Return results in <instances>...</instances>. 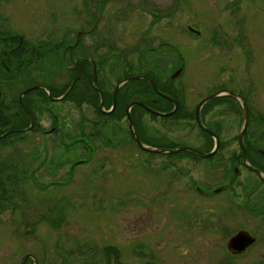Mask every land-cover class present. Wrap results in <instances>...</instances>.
<instances>
[{"label": "flooded vegetation", "instance_id": "af4514ba", "mask_svg": "<svg viewBox=\"0 0 264 264\" xmlns=\"http://www.w3.org/2000/svg\"><path fill=\"white\" fill-rule=\"evenodd\" d=\"M170 1L168 3L165 0V4H146L148 8L145 11L151 12V18L156 19L157 24L165 25L169 12L172 18H178L175 13L180 11L179 7H185L184 2L187 0H178L180 3L177 4ZM101 2L94 4L95 9L84 10L85 17L90 14V19H86L84 24L70 27L64 24V19L58 20L57 17L52 23L53 26L51 25L52 30L44 35L45 37H41L43 40L39 39L33 43L26 41L25 37L17 32L7 31L3 26L5 11L0 9V63L3 66L0 70L2 78L0 122L10 118L13 124L10 127H16L14 131H25L17 133L19 138H25V135L35 132L42 138H49L51 142L49 148L33 147L29 150L25 148L11 157H8L7 153L0 154V215L8 207H12L8 202L19 203L18 197L21 196L24 207H28L30 197L28 191L27 193L22 191L24 187L33 186L36 191L39 187L68 189L75 182V172L84 167H92L94 164L92 162L94 160L96 162L97 159L98 161L101 159L98 166L100 170L106 169L104 164L107 165L111 161L109 155L101 153L97 158L100 152L95 149L93 143L99 141L101 147L113 151L120 148V143L121 146H125L127 139L123 137L126 131L121 133L125 129L115 123L124 120L127 121L129 128L128 140L133 143L135 139L130 129L129 109L133 120L135 115L141 118L139 113H148L151 119L153 116L165 119L172 118L178 112L177 121L172 125L180 126L186 123L187 131L190 130L186 133L189 135L187 138L180 136L182 131L164 132L159 127L155 130L153 126L156 125L150 123L147 125L148 136L141 138L148 150L137 144L143 154L137 153L134 157L132 155L128 157L126 165L139 168L141 172L138 174L135 172V176L142 177L145 184L143 194L128 198L144 208L123 218L125 226L122 224L121 242L128 247L125 249L117 242L109 246L114 263L264 264V32L257 33L254 28L264 27V20L259 19L256 26L253 22L256 12V15L264 14V0H209L214 9L210 11V17L200 20L198 13L195 15L197 25H204L206 33L199 28L192 27L191 30L189 25L186 26L191 34L197 38H204L212 45L217 63L222 61L224 63L220 66V71L214 75L219 77V83L213 88L210 87L204 94L199 91L200 101H197L193 109L188 108L183 98L182 101L175 98L177 104L171 102L172 104L168 105L161 97L168 93L165 91L168 90L178 91L182 97L189 98L196 89L180 87L178 90L173 84L167 83L155 84L156 88L148 80V72L153 74L151 71H154L161 75L160 70L163 64H166L163 60L166 53L163 50L165 45L177 51V61H171V64L178 65L177 70L183 67L182 72L186 69V59L177 48L165 43L162 35L159 47H149V50L140 52L142 62L146 60L145 55L153 57L151 61L148 59L143 63L145 69L141 75L148 77L142 78L146 85L135 89L145 97V101L138 102L145 106L131 107L137 101H129L132 88L125 86L127 82L120 86L116 105L114 104L110 84L103 82H108V78L116 71H120V67L127 65L131 68L132 65H129L126 53L118 52L116 46L111 43L110 45L104 43L108 42L106 40L108 30L100 28L106 5ZM128 6H123L125 10L122 7L118 15L121 13L125 16L130 12L132 8ZM59 23H62V28L56 27ZM93 32L96 35L94 36L96 45L99 44L95 47L99 46L97 49L100 50L108 48L105 55L94 61L89 57L92 51H88L92 47L86 44ZM97 49L93 51L98 52ZM49 59H53L51 62L54 66L60 62H63V65L67 64L65 69L71 75V82L67 88L76 81L74 88L77 86L79 90L78 97L74 96V100L71 101L82 105L83 109L81 111L78 109L80 120L88 122L89 116L90 123L92 121L95 123L91 128L95 129V132L84 134V131H81L75 135L68 132L76 125L71 122V112L62 115L55 111L52 114L51 109L50 111L45 109L47 115H52L51 122L54 121V125L52 123L51 127L46 129L38 122L35 111L40 110L41 102L39 103L36 95L40 96L41 100L45 98L37 91L47 93L49 99L57 97H53L51 86L39 84L25 86L22 81L26 79L28 82L35 81L38 74H33V71H36L31 68L33 65H37L38 68V65L42 64L43 68L39 71L45 74L46 69L50 67ZM42 61L45 63H41ZM108 63L111 67L107 72H103ZM7 75L15 76L16 85L20 84L22 87L19 93L16 92L17 96L10 93L9 82L12 80ZM126 79L125 74L122 75L113 90L115 91L120 82ZM123 86L124 92L118 101ZM34 87L42 88L28 91ZM152 94L153 96L157 94L158 97H151ZM169 95L173 96L171 93ZM215 95L217 98L207 102L200 112L201 121L206 126L205 130L200 126L197 108L201 102ZM58 98H62V95ZM166 101L170 102L168 99ZM119 102L127 103L121 106ZM244 103L248 108L246 128ZM135 108L139 110L135 111ZM177 108L178 111L175 110L174 113V109ZM74 110L76 109H72V113ZM169 112L174 114L169 117L163 116ZM92 113L94 116H91ZM190 121L192 125L189 124ZM63 122L67 123L64 127L61 126ZM111 125L113 129L118 130L117 133L123 134L118 140L107 136ZM29 128L31 129L28 131ZM78 128L83 129L82 126ZM171 128L173 129L172 126ZM5 140L10 142V145L19 142L14 141V137H7ZM58 146H61L59 148L62 153L57 151ZM73 150L81 153L74 156ZM194 151L211 155L202 157ZM121 154H124V150L112 154L115 156L112 159V167L116 177H120L121 170L127 168L124 163H120L125 159ZM120 165L124 167L119 168ZM99 183H97L99 186H103L102 180ZM112 191L114 195L118 193V189ZM48 196L44 195L42 198L49 204L51 199H48L50 197ZM58 198L61 200L65 196ZM116 199L112 202V207L114 204L120 207V202H124L119 196H116ZM97 203L99 202H94ZM31 206L34 207V202ZM133 207L137 208L140 205L135 204ZM50 209L49 206L47 210L40 212L38 222L53 219L54 223L59 224V228L70 223L63 209L52 218L48 215ZM119 222H115L116 229L120 228ZM35 226L36 222L31 226L34 232ZM118 235L117 233V237ZM128 251L132 252V260L125 263L121 258ZM28 260L26 262L31 264H46V261L39 260L34 255Z\"/></svg>", "mask_w": 264, "mask_h": 264}, {"label": "rangeland", "instance_id": "374dc122", "mask_svg": "<svg viewBox=\"0 0 264 264\" xmlns=\"http://www.w3.org/2000/svg\"><path fill=\"white\" fill-rule=\"evenodd\" d=\"M100 1H102V4H106L103 9V22L100 25V28L103 27L105 30H108L106 36L108 42L104 43L105 45H110L111 43L116 46L118 52L123 51L126 53L129 57L127 61L129 65H132L131 68L127 65L126 67H120V71H116L115 74L113 73L114 76L112 74V76L108 78V82H103L104 84H110V93L111 97L113 96L115 105L120 89L117 92V88L115 91L113 88L116 87L117 83L120 81V77L124 74L127 79H132L128 80L125 84L126 87H131L134 90L130 89V96L128 97L129 101L135 100L137 101L135 103H138L141 100L145 101V97L135 89L146 85V82L142 80L143 76L141 75V72L145 69L143 63L148 59L151 61L153 57L149 58L145 55L146 60H143L142 62L140 60V54L142 53L140 52L143 50H149V47H159L158 45L160 43L159 40H161V35L163 36L162 40H164L165 43L177 48L186 59V69L176 78H171L172 75L178 71V65L176 66L175 63V66L172 65L171 61L174 62L178 56L175 49L165 45L163 46V50L166 52L164 55L166 60L164 58L163 60L166 64H163L164 66L162 67V70H160L161 75L154 71H151L153 74L148 72L147 76L149 77V81L154 87H156L155 84L166 85L165 83H167L173 84L178 90L180 87L192 90L196 89L195 92L192 91V95H189V98L185 96L182 97V94H179L178 91L171 92L165 90L168 93H164L163 97H161V100L164 103L169 105V103L173 102V104L176 105L177 100L175 98L178 100L180 99V101H182L183 98V101L188 105V108L193 109L197 104V101H200L199 99L201 95L198 92L200 91L204 94L210 87L213 88L219 83V77L214 75L220 71V66L224 65L223 61L222 63H217L216 58H214L213 55L212 45H209L204 38H197L191 34L186 27L189 25L191 27L199 28L206 33L204 25H197L195 15L198 13L200 20L208 19V17H210V11H213L214 9L211 7L209 0L185 1V7H179L180 11L175 13L178 15V18H172V15H170L171 12H169L167 20H165V25L157 24L158 21L151 18V12L145 11L148 8L146 4H165V0H0V9L1 11H5L3 13V26L7 28V31L17 32L21 36H24L26 41L33 43L37 42L41 37H45L44 35H47V33L52 30V23L57 17L58 20L64 19V24L69 25L70 27L80 26L86 19H90V14L85 17L84 14L86 11L89 9H95L94 4ZM167 2L170 3L171 1L167 0ZM172 3L177 4L180 3V1L172 0ZM128 5L132 9H135L132 10L130 8L131 11L127 12L125 16L121 13L118 15L119 10L123 6ZM255 7L258 9V6L255 5ZM123 9L125 10L124 7ZM256 13V17L253 21L255 22V26L258 24L259 19L264 20V14L256 15ZM151 19L152 22L150 24ZM62 26V23H59L56 27L62 28ZM254 28H256L255 31L257 33L264 32L263 26L260 28ZM90 29H92V27ZM91 36V38H88L89 40L86 44L91 45L92 47V50L89 48L88 51H92L89 57L94 61L99 59L100 56L105 55L108 48L104 47L101 50L97 49L99 46L97 48L95 46L99 44L96 45V38H94V36L96 37L95 33L93 32ZM253 36H255V33H253ZM94 49H97L98 52L93 51ZM157 50L159 51V49ZM49 60L50 62L48 63L50 67L46 69L47 67L45 66V69L47 70L46 73L44 72L45 74L39 71L43 68L42 64H39L38 68L37 65H33L31 68L36 70L33 71V74H38L35 81L28 82V79L22 81L25 86H30L32 84L51 86L50 90L53 97H57L45 99L43 101L46 103H44L40 96L36 95L39 103L41 102L39 104L40 110L35 111V113L37 112L38 122L46 129H49L52 123L54 125L55 122H51L52 115H47L48 112H46L45 109H48L49 111L51 109L52 114L55 113V111L60 112L62 115L71 112V122L73 121L76 125L68 132H72V135L78 134L81 131H84V134H86V132H95V129H91L95 123H93V121L90 123L91 119L89 116H87V119H89L88 122L80 120L81 118L78 109L81 111L83 109L82 105L80 106L76 102L71 101V99L74 100V96L78 97L79 90L76 88L77 86L74 88V82L71 86L69 85V88H67L69 82H71V75L68 73V70L65 69L67 68V64L63 65V62H60L61 64L59 63L54 66L51 62L53 59ZM226 66L229 67L228 65ZM109 67H111L110 63L107 64L106 69L103 72H107ZM126 74H128V76H126ZM137 77L141 78L138 79ZM121 82L119 84L120 86L123 85H121ZM125 86L121 88L122 90L118 101L121 99ZM14 87H17V90L13 88L12 91H18V93L22 89L20 84H17ZM169 93L173 96H170ZM61 94H63L62 98H58ZM153 95L154 94H152L151 97ZM156 96L158 97L157 94ZM31 99L34 98L31 97ZM166 99L170 102L166 101ZM203 102H201L200 105ZM119 103L122 106L127 102ZM136 106L138 105H134L133 107ZM72 109L76 110L72 113ZM201 109L198 110L197 108V112H201ZM136 110L139 109L135 108V111ZM175 110L178 111V108L172 111L176 113ZM171 112L166 113L167 115L165 114V117L174 114ZM176 114L173 115L172 118L165 119L155 116L151 119L148 113H139L138 115H141V118L135 115L134 120L132 115L130 116L134 125V130L140 139L148 136L149 131L147 125H150V123L151 125H156L153 126L155 130L160 128L162 131L164 130V132H168V130L182 131L180 136L187 138L189 135L186 133L190 130L188 128L189 131H187L188 125L186 126V123L180 126L172 125L177 121L178 114ZM91 116H94V114L92 113ZM163 120H170L171 122L166 123ZM115 123L125 129L121 133L126 131V135L123 137L127 139L125 146H121L122 144L120 143V148L116 151L119 153L124 150V154L121 155L123 159H125L120 161V163H124V166H127L126 164L130 155L134 157V154L143 153L140 152L139 146L137 145L138 142L135 138L133 143L128 140L127 130L129 128L127 121H116ZM199 123L200 126L206 130V126L201 121V118L199 119ZM66 124V122H63L61 126L64 127ZM189 124L192 125V122L190 121ZM80 126H82L83 129H79L78 127ZM30 129L31 128H29L28 131ZM62 131L64 132V129H62ZM117 131L115 128L113 129V126L111 125L107 136H112L114 140L115 138L118 140L123 134L120 135V132L117 133ZM38 133L40 134L41 132L38 131ZM24 137L25 138H19L14 136V141H19L17 144L15 142V145H10V142H6L5 137L2 138L0 140V154L4 155L7 153L8 157H11L12 154L19 153L21 149L24 150L26 148L29 150L33 147L37 149L51 147L49 138H42V136L35 134V132H30ZM51 140L53 139L51 138ZM141 141L143 143V140ZM93 145L95 149H98L100 152L98 155L96 154L97 158L101 153L109 155L108 157L111 161L107 165L104 164L106 169L100 170L98 167L101 159H99V161L97 159L96 162L94 160L92 162L94 163L92 167H84L75 172V182L68 189L39 187L36 191L35 187L28 186L24 187L22 190L26 191V193L28 191L27 194L30 197L28 207H24L22 196L18 197L19 203L16 201L8 202L12 207H8V209L0 215V264H26V260H28L31 255H34L39 260L46 261V264H115L112 259L113 253L109 246L114 245L117 242L125 249L128 247L121 242V236L123 235L122 224L124 225L122 220L123 218H126L129 213H134L144 208H141V204L131 201L128 197L132 196L131 198H133L136 197V195L140 196L143 194V185L145 184H143L142 177L135 176V172L138 174L141 170L135 168L134 165L130 166V164L126 169L121 170V175L118 173L120 177H116L112 167V159L115 158L112 154H116V151L101 147L99 141H95ZM59 147L61 148V146H58L57 151L62 153V150ZM77 153H81V151H72V155L74 156ZM124 166L120 165L119 168ZM100 180H102L103 186L98 185L100 184ZM113 189H118V193L114 195V192L112 191ZM130 189L131 192H129ZM44 195L50 196H48V199H51L49 204L48 202L45 203L47 200L42 198ZM62 195H64L65 198L59 200L58 197ZM116 196L124 199V202H120V207L118 205L115 206V204L112 207L114 199L117 200ZM95 201L99 203L94 204ZM33 202L34 207L31 206V203ZM135 204L140 205V207L134 208L133 205ZM49 206L51 209L50 212L48 211V215L51 218L63 209L66 214L65 216L69 218L70 223L59 228V224L54 223L55 220L53 219H46L38 222L40 212L42 210H47ZM116 221H120L118 224L120 225L119 229H116ZM35 222L37 223V226H35L36 229L34 232L31 229V226L34 225ZM117 233L120 238L117 237ZM60 244L63 246L60 247ZM58 246L60 248H58ZM131 258L132 252L128 251L121 259L127 263L132 260ZM27 264H31V262Z\"/></svg>", "mask_w": 264, "mask_h": 264}, {"label": "water", "instance_id": "95a60500", "mask_svg": "<svg viewBox=\"0 0 264 264\" xmlns=\"http://www.w3.org/2000/svg\"><path fill=\"white\" fill-rule=\"evenodd\" d=\"M182 70H183V67H181V68H180V69H179L174 75H172V78H176V77L182 72ZM137 78L140 79L141 77H137ZM142 78H145V77H142ZM145 79H147V78H145ZM128 80H132V79H126V80H124L123 82H121V85L124 84V83H126V82H128ZM148 80H149V79H148ZM75 82H76V81H75ZM75 82L73 83V85L75 84ZM119 86H120V85H119ZM119 86L117 87V92H118V90L120 89ZM72 87H73V86H72ZM41 88H42V87H34V88H31V89L28 90V91H33V90H37V89H41ZM28 91H27V92H28ZM233 95H234V94H232V96H233ZM215 98H216V95H215V96H212V97H210V98H208V99H206V100H204V102L198 107V110H200L204 104H206L207 102H209L210 100H213V99H215ZM115 101H116V99H115ZM134 105H142V106H144L143 104H140V103H133V104L131 105V107H133ZM128 113H129V120H130V129H131V133H132L133 137L136 139V141L138 142V145H139L141 148L148 150V147H146V146L142 143L141 139L138 137L136 131L134 130V125H133V122H132V119H131V116H130V109H129ZM166 115H167V114H166ZM166 115H164V116H166ZM198 115H199V117H200V112L198 113ZM199 119H200V118H199ZM247 125H248V108H247V105L244 103V128H246ZM16 132H25V131H16ZM9 134H10V132L4 134L3 136H0V140H1L2 138L6 137V136L9 135ZM183 149H186V148H183ZM194 152H195V151H194ZM195 153H198V154H199L200 156H202V157H208V156L211 155V154H207V155H205V154H202V153H200V152H195Z\"/></svg>", "mask_w": 264, "mask_h": 264}, {"label": "trees", "instance_id": "16d2710c", "mask_svg": "<svg viewBox=\"0 0 264 264\" xmlns=\"http://www.w3.org/2000/svg\"><path fill=\"white\" fill-rule=\"evenodd\" d=\"M28 62H30V61H28ZM41 63H45V62L42 61ZM2 68H3V66H2V64L0 63V70H1ZM7 76L12 80V81L9 82V84H10V88H9L10 93H12L13 96H17V95H16V92H17V91H12L13 88H15V90H17V87H14V86L16 85V79H15V76H10V75H7ZM1 81H2V78L0 77V84H1ZM0 88H1V86H0ZM37 92L41 93L42 97H44L45 99H49V96H48L47 93H45V92H43V91H37ZM61 95H63V94H61ZM42 100H43V99H42ZM3 110H4V109H3ZM1 111H2V109H1ZM11 125H13V124H12L10 118L3 119V121L0 122V136H2V135H4V134L8 133V131L10 132V134L7 135L5 138H7V137L19 136V134H17L18 132L14 131V130H16V129H15L16 127H13V128H12V127H10ZM11 130H13V131H11Z\"/></svg>", "mask_w": 264, "mask_h": 264}]
</instances>
